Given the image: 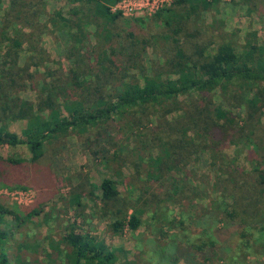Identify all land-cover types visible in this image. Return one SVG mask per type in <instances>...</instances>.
<instances>
[{"label": "trees", "instance_id": "1", "mask_svg": "<svg viewBox=\"0 0 264 264\" xmlns=\"http://www.w3.org/2000/svg\"><path fill=\"white\" fill-rule=\"evenodd\" d=\"M68 1L75 5L69 17L63 18L53 11L51 14L58 19L52 25L72 31L66 56L73 58L75 64L60 82L52 80L54 71L47 72L51 78L42 80L37 105L44 106L45 113H40L35 112L32 104L19 92L34 82L30 67L39 70L44 59L29 54L20 64L16 41L29 42L35 48L47 28L39 22L40 17L48 13L46 3L45 0H9L7 15L20 16L22 24L9 25L12 30L9 49L0 61V113L12 120L24 119L26 122L20 135L6 127L0 128V143L11 148L24 145L31 157L28 165L18 156L0 155V186H29L37 195L48 193L46 198L52 197L61 179L45 160L53 141L71 132L81 134L110 125L115 119H126L127 115L154 119L152 126L145 128L141 141V147L149 157L146 158L147 177L139 180L145 188L139 187L137 193V197L146 196L151 203L162 197H176L172 186L177 185L178 178L173 176L174 182L168 184L169 176H172L170 171L174 169L181 174L180 183L185 192H192L189 184L192 171L187 166L198 147L209 152L212 162L220 163L223 160L221 151L230 141L237 142L245 146L249 168L233 169L225 174L229 183L226 191L224 187L222 191L231 200V207L216 211L217 215L211 209L201 217L204 229L212 231V243L206 246V241L202 240L184 251L174 242L164 253L161 251L165 257L173 254L174 260L181 259L185 264L207 263L212 258L208 255L210 252L214 254V260L226 263L228 256L247 249L250 238H257V234L264 231V191H261L264 155L252 142L254 131L251 136V132L245 134V128L224 110L214 119L210 104L213 91L220 89L223 95L232 97L234 93L237 95L240 90H246L248 105H264V43H246L242 49L233 40L215 36L207 26L199 24V13L217 0H172L168 7L156 11L149 20L123 17L113 10V5L120 0ZM88 25L97 29L99 41L96 45L90 44L86 35H81L80 30L84 31ZM155 40L166 45L168 57L142 83L140 77L146 74L145 50ZM80 48H83L81 52L78 51ZM112 79L120 84L117 92L111 88ZM179 110L180 115L168 117ZM3 120L0 117V123ZM157 148L163 150V155H151V150ZM97 189L103 207L117 216L109 223L111 230L136 232L141 226L140 215L134 209L128 213L127 197L120 196L113 178L105 177L94 186H89L88 181L71 186L76 204L80 203L83 192L91 198ZM199 192L205 194L203 189ZM199 192L195 191V194ZM193 196L202 197L201 193ZM1 197L0 225L5 215L18 220L17 213ZM124 201L127 204L118 209ZM29 218L27 215L23 220ZM5 236L6 233L0 230V241ZM60 242L71 248L76 264H106L114 257L105 245L75 224L66 226ZM0 264H9L3 252H0Z\"/></svg>", "mask_w": 264, "mask_h": 264}, {"label": "rangeland", "instance_id": "2", "mask_svg": "<svg viewBox=\"0 0 264 264\" xmlns=\"http://www.w3.org/2000/svg\"><path fill=\"white\" fill-rule=\"evenodd\" d=\"M45 3L48 13L43 14L39 22L47 28L36 42L35 48L29 42L16 41L20 64L29 54L44 59L39 70L30 67L34 82L19 92L23 99L32 104L33 110L40 113H45L44 106L37 105L42 80L51 78L47 72L54 71L52 80L60 82L64 80L67 70L75 64L73 58L66 56L72 31L54 27L52 23L58 18L51 14L53 11L59 12L63 18H67L75 5L68 0H45ZM171 3L172 0H120L113 5V10L119 11L123 17H143L149 20L156 11ZM8 5L9 0H0V61L4 52L9 49V34L12 32L9 25L13 23L17 27L22 24L20 16L7 15ZM197 22L207 26L213 35L224 36L237 45L256 41L264 43V0H217L209 9L199 13ZM96 31L94 25H88L84 31L80 30L81 35H86L92 45L99 41ZM82 49L78 51L81 52ZM167 53L166 45L160 40H155L153 45L146 48V74L140 77L142 83L155 73L168 57ZM111 82L112 90L117 92L120 88L118 80L112 79ZM223 93L220 89L213 91L211 117L215 119L221 110L227 111L238 125L245 128V134L251 132V136L254 131L252 142L258 146V152L264 155V105H248L246 97L248 99L249 95L246 90H240L237 95L234 93V97ZM9 94L12 95L13 92L10 91ZM243 95L245 97H241ZM177 114L180 115L181 111L169 114L168 117ZM136 116L137 114L130 118L127 115L126 119H115L110 125L95 127L81 134L71 132L55 139L48 147L45 158L61 177L52 197L46 198L48 193L37 195L29 186H0L1 199L19 217L15 220L13 216L5 215L0 225V230L6 233L0 241V252L7 255L9 264H76L71 256V248L60 242L63 230L70 224H75L84 233L94 236L114 253V257L106 264H185L181 259L174 260L171 252L170 256L165 257L164 250L174 242L176 247L184 251L202 240L206 241V246L212 243V231L204 229L201 217L211 209L217 215L216 211L231 207V200L225 195L229 183L225 174L233 169L249 168L245 160V146L230 141L221 151L223 160L220 163L212 162L209 152L198 147L190 156L187 166L192 171L189 179L192 192H185L180 183L181 174L174 169L170 171L172 176H169L168 184L174 182L173 176L178 178L177 185L172 186V193H176V197H162L151 203L146 196L137 197V193L139 187L145 188V184L139 180L147 177L146 158L149 157L142 149L141 141L146 132L145 128L151 127L154 119H137ZM0 117L4 119L0 128L6 127L18 135L21 134L26 120H12L1 113ZM0 155L18 156L30 165L31 155L24 145L11 148L0 143ZM151 155L161 156L163 150L152 149ZM105 177L113 178L120 196L127 197L130 207L128 213L134 209L140 215L141 226L136 232L128 229L121 232L111 230L109 223L117 216L103 207L98 198V189L91 198L83 192L80 203H75L71 192L72 185L79 181H88L89 186H94ZM223 187L225 191H222ZM202 189L205 194L199 192ZM195 191L201 193L202 197L195 198L193 195L199 194H195ZM261 191H264V186ZM126 204L127 201H124L118 209ZM26 206L29 208L26 209ZM27 215L30 218L23 220ZM250 241L247 249L234 252L227 257L226 263L214 260V254L210 252L208 255H212L211 260L203 264H264V231L259 232L257 238L251 237Z\"/></svg>", "mask_w": 264, "mask_h": 264}, {"label": "built area", "instance_id": "3", "mask_svg": "<svg viewBox=\"0 0 264 264\" xmlns=\"http://www.w3.org/2000/svg\"><path fill=\"white\" fill-rule=\"evenodd\" d=\"M118 3V2H117Z\"/></svg>", "mask_w": 264, "mask_h": 264}]
</instances>
